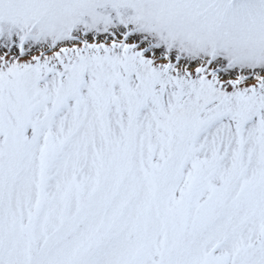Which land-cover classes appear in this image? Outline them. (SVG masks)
<instances>
[{
    "label": "snow or ice",
    "instance_id": "6c2138e0",
    "mask_svg": "<svg viewBox=\"0 0 264 264\" xmlns=\"http://www.w3.org/2000/svg\"><path fill=\"white\" fill-rule=\"evenodd\" d=\"M0 264H264V0H0Z\"/></svg>",
    "mask_w": 264,
    "mask_h": 264
}]
</instances>
